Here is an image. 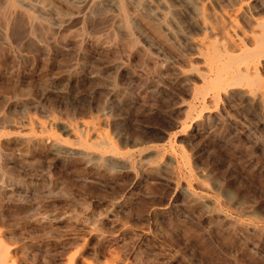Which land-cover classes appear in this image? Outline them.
Instances as JSON below:
<instances>
[{"label": "rangeland", "instance_id": "obj_1", "mask_svg": "<svg viewBox=\"0 0 264 264\" xmlns=\"http://www.w3.org/2000/svg\"><path fill=\"white\" fill-rule=\"evenodd\" d=\"M38 1L36 11L22 7L35 14L34 34L20 19L6 39L0 2V113L13 104L17 116L29 104L51 126L35 134L52 143L34 151L0 138L3 154H22L0 152L12 176L0 175L4 238L50 254L48 264H73V253L74 264H264V233L246 234L249 224L264 229V56L252 54L264 0L125 1L123 13L113 0ZM248 63L239 83L219 84L218 75ZM50 119L95 124L115 152L70 143ZM187 189L204 198L194 203Z\"/></svg>", "mask_w": 264, "mask_h": 264}, {"label": "bare ground", "instance_id": "obj_2", "mask_svg": "<svg viewBox=\"0 0 264 264\" xmlns=\"http://www.w3.org/2000/svg\"><path fill=\"white\" fill-rule=\"evenodd\" d=\"M3 2L2 4H3V7L5 6V9H4V11H2L3 12V29H2V34H3V38L4 39H6V37L8 36V33L10 34L12 31H13V33H14V29H15V26H17L18 25V23H17V21L18 20H20L21 19V21L19 22V24L20 23H22V25H21V28H22V31L24 32V33H26V34H28V35H30V34H34V27L36 26L35 25V22H34V24H32V19L34 18V15L30 12H27L24 8H22V7H27L28 9L29 8H31V11L32 10H35L36 11V9H32V7L34 6V3H32L31 2V0H0V2ZM35 1V0H34ZM38 1V0H37ZM41 1V0H40ZM40 1H38V2H40ZM63 1H65V2H68L69 3V1L70 0H63ZM103 1V0H102ZM114 2H115V4H116V6L119 8V10H120V12H122L123 13V10L125 9L124 8V3H126L125 1H127V3L128 2H130V4L131 3H133V4H135V5H138L139 3H140V1L139 0H113ZM160 1V0H159ZM162 1V0H161ZM48 2H49V0H48ZM76 2H78V1H76ZM99 1H97V2H95L96 3V7L98 8V3ZM108 3H109V1H107ZM163 2V1H162ZM46 3V2H45ZM50 3V2H49ZM52 3V2H51ZM105 3V2H104ZM157 3H159V2H157ZM5 4V5H4ZM101 4H102V2H101ZM133 4H131V6H134ZM161 4V3H160ZM15 5H17V7L15 6ZM46 5H48L47 3H46ZM45 5V6H46ZM79 5V4H78ZM128 5V4H127ZM142 5V4H141ZM145 5V4H144ZM29 6V7H28ZM44 6V5H43ZM95 6V5H94ZM94 6H92V7H94ZM101 6V5H100ZM99 6V7H100ZM103 6V5H102ZM102 6H101V8H102ZM110 6V5H109ZM113 5H111V7H112ZM129 6V5H128ZM3 7H2V10H3ZM145 7V6H144ZM149 7V6H148ZM1 8V7H0ZM26 8V9H27ZM36 8H38V7H36ZM39 8H41V6H39ZM50 8H51V6H50ZM52 8H53V5H52ZM96 8V10L95 9H93L94 11H100V9L101 8H98L97 9ZM133 8H135V7H133ZM42 10H43V8H41ZM40 9V10H41ZM47 9V8H46ZM54 9V8H53ZM52 9V10H53ZM79 9V10H78ZM77 10H78V12L79 11H81L80 10V8H78ZM92 9V8H91ZM113 9H115V7H113ZM140 9V8H139ZM147 9V8H146ZM166 9V8H165ZM47 10H50V9H47ZM92 10V11H93ZM105 10V9H104ZM103 10V11H104ZM116 10V9H115ZM135 10V9H134ZM30 11V10H29ZM37 11H38V9H37ZM54 11V10H53ZM93 11V12H94ZM141 11V10H140ZM34 12V11H33ZM39 12H41V11H39ZM138 12V11H137ZM0 13H1V11H0ZM36 13V12H35ZM41 14V13H40ZM44 14V13H43ZM61 14V13H60ZM92 14V13H91ZM121 14V13H120ZM152 15H153V13H151ZM2 15V14H1ZM55 15V14H54ZM93 15V14H92ZM108 15H110V14H108ZM40 16V15H39ZM43 16V15H42ZM41 16V17H42ZM107 16V15H106ZM113 16V15H112ZM121 16V15H120ZM43 18V17H42ZM60 18H61V16H60ZM105 18V17H104ZM110 19H111V17H109ZM121 19H120V24L122 23V21L123 22H126L125 20H122V17H120ZM45 19V18H44ZM89 19V18H88ZM114 19H117V18H114ZM124 19V18H123ZM2 20V19H1ZM62 20H64V19H62ZM75 20V19H74ZM34 21H35V19H34ZM39 21V20H38ZM60 22V21H59ZM95 22V21H94ZM97 22V21H96ZM103 22V21H102ZM117 22H119V20H117ZM40 23H42V22H40ZM50 23V22H49ZM100 23V22H99ZM36 24H37V22H36ZM94 24V23H93ZM20 25H19V27H20ZM38 25V24H37ZM263 25V24H262ZM34 26V27H33ZM42 26V25H41ZM124 26V25H123ZM207 26V25H206ZM205 26V27H206ZM264 26V25H263ZM203 27V26H202ZM50 28V27H49ZM85 28V27H84ZM115 28V27H114ZM117 28V27H116ZM120 30V29H119ZM162 30V29H161ZM262 31H261V34H259L258 36H259V38H258V40H257V45H256V43H255V46H257V47H255V46H253L254 48H253V51H252V54L253 55H255L254 57H256L257 58V60L259 59V57L261 58V57H263L264 56V27L261 29ZM17 31V30H16ZM121 31H122V29H121ZM17 34H18V32H17ZM16 34V35H17ZM13 37V36H12ZM255 37V36H254ZM214 40V39H213ZM130 41V40H129ZM243 45V44H242ZM244 45H245V43H244ZM223 46V45H222ZM224 47V46H223ZM247 47V46H246ZM121 48H122V46H121ZM216 48H218V47H216ZM241 49V48H240ZM251 49V48H250ZM6 50V49H5ZM216 51V50H215ZM242 51V50H241ZM247 51V50H246ZM4 52V51H3ZM217 52V51H216ZM215 52V53H216ZM1 54H2V52H0ZM222 53V52H221ZM115 54V53H114ZM248 54H251V53H248ZM3 55H5V53L3 54ZM204 55V54H203ZM222 55H225V54H222ZM245 55V54H244ZM243 55V56H244ZM215 56V55H214ZM7 57V56H6ZM24 57V56H23ZM148 57V56H147ZM146 57V58H147ZM241 57V56H240ZM245 57H247V56H245ZM244 57V58H245ZM250 57H252V55H250ZM25 59H27V57H24ZM153 58V57H152ZM214 59H215V57H213ZM218 58V57H217ZM221 58V57H220ZM234 58H235V56H234ZM256 58H255V60H256ZM1 59V58H0ZM31 59V58H30ZM33 59V58H32ZM211 60V59H210ZM239 60V59H238ZM256 60V61H257ZM21 61H23V60H21ZM25 61H28V60H25ZM32 61V60H31ZM220 61V60H219ZM219 61H218V63H219ZM223 61V60H222ZM228 61V60H227ZM226 61V62H227ZM1 62V61H0ZM221 62V61H220ZM28 63H31V62H28ZM28 63H26V65L28 64ZM35 63V62H34ZM208 63H209V61H208ZM214 63V62H213ZM251 63V62H250ZM253 63H255V65H256V62H252V64ZM1 64V63H0ZM155 64V63H154ZM25 65V66H26ZM191 65H194V64H191ZM216 65H217V63H216ZM220 65V64H219ZM242 65V64H241ZM255 65H252L253 66V70H254V67L256 68V66ZM22 66V65H21ZM31 66V65H30ZM29 66V67H30ZM232 66V65H231ZM23 67V66H22ZM34 67V66H33ZM192 67V66H191ZM223 67V66H222ZM228 67H229V65H228ZM249 63L248 64H246L245 65V67H243V69H241V68H239V66H238V68H231L230 67V69L228 68V70L229 71H224V73H222V74H220V75H218L217 77H216V79H218V82H219V84L220 83H222L223 85H225V88H227L226 87V85L228 86H234L233 84L235 83V85L237 84V83H239V82H237V80L239 79V77H241V75H243V74H247L248 72H249ZM8 68V67H7ZM26 69V68H25ZM31 69V68H30ZM192 69V68H191ZM211 69V68H210ZM222 69V68H221ZM12 70V69H11ZM32 70V69H31ZM35 70V69H34ZM219 70V69H218ZM217 70V71H218ZM223 70V69H222ZM216 71V72H217ZM16 72V71H15ZM8 73V72H7ZM12 73V72H11ZM31 73H34V72H31ZM91 73V72H90ZM177 73V72H176ZM199 73V72H198ZM255 73H257L256 72V69H255ZM207 74V73H206ZM215 74H217V73H215ZM249 74V73H248ZM4 75H6V74H4ZM89 75V74H88ZM204 75V74H203ZM203 75H202V77H203ZM244 75V76H245ZM215 76V75H214ZM249 76V75H248ZM259 76V75H258ZM6 77V76H5ZM201 77V78H202ZM205 77V76H204ZM203 77V78H204ZM203 78L201 79L202 81H203ZM208 78V77H207ZM207 78L205 79V80H207ZM253 78H255L254 76H253ZM23 79V78H22ZM178 79V78H177ZM185 79V78H184ZM187 79V78H186ZM241 79V78H240ZM251 79V78H250ZM258 79V78H257ZM14 80V79H13ZM242 80H244V79H241V81ZM248 80H249V78H248ZM247 80V81H248ZM19 81V80H18ZM42 81V80H41ZM184 81V80H183ZM215 81V80H214ZM250 81H252V79L250 80ZM254 81V80H253ZM14 82V81H13ZM16 82V81H15ZM185 82H186V80H185ZM217 82V81H216ZM29 83V82H28ZM233 83V84H232ZM241 83V82H240ZM257 83V82H256ZM255 83V84H256ZM20 84V83H19ZM215 84V83H214ZM221 84V85H222ZM231 84V85H230ZM45 85V84H44ZM186 85V84H185ZM216 85H218V84H216ZM220 85V86H221ZM189 86H190V84H189ZM18 87V86H17ZM214 87H216V86H214ZM224 86H222L221 88H223ZM224 88V89H225ZM203 89V88H202ZM213 89V88H212ZM213 93V92H212ZM130 97V96H129ZM205 97V96H204ZM5 98V97H4ZM3 98V99H4ZM121 99V98H120ZM18 100V99H17ZM50 101V100H49ZM54 101V100H53ZM202 102V101H201ZM0 103H2V102H0ZM20 103V102H19ZM54 103V102H53ZM46 104V103H45ZM1 105V104H0ZM29 104H25V103H20V104H18L17 105V107H19V109H20V114L19 115H14L15 114V111L14 110H17V109H15V105H11V104H6V108H7V110H6V113L5 112H1L0 113V138H2V142H3V144H4V141L5 140H8V138H10V137H12L13 138V140H19L20 142V144H22V146H23V149L24 148H32L34 151H35V149H39V150H46L47 149V145H48V142H50V139L49 138H47V137H45V135H42V134H35V131L34 130H36V129H38L40 132H44V131H46L45 130V128L47 129V127H49L48 125H49V123L47 124V126L45 127V126H43L44 125V122H40L39 121V119L38 118H36V117H34L33 116V114H29V113H27V111H28V108H27V106H28ZM44 105V104H43ZM51 104L50 103H48L46 106L47 107H51L50 106ZM54 105V104H53ZM56 105V104H55ZM56 106H58V104L56 105ZM61 106V105H60ZM189 106V105H188ZM201 106H202V104H201ZM206 106V105H205ZM79 107V106H78ZM190 107V106H189ZM207 107V106H206ZM85 108V107H84ZM84 108H82V109H84ZM192 108V107H191ZM201 109V108H200ZM55 110H56V108H55ZM71 110V113L72 112H74V111H76L77 109H75L74 108V106H73V108H71L70 109ZM79 110H81V108H79ZM48 111V110H47ZM84 111V110H83ZM89 111V110H88ZM13 112H14V114H13ZM18 112V111H17ZM77 112V111H76ZM189 112V111H188ZM187 112V113H188ZM11 113L13 114V115H11ZM192 113V112H191ZM191 113H189V114H191ZM199 113L201 114V112L199 111ZM42 114V113H41ZM73 114V113H72ZM212 115V114H211ZM210 115V116H211ZM100 116H101V114H100ZM198 116V115H197ZM213 116V115H212ZM48 118V117H47ZM5 120H7V127L8 128H6V130H4L3 128L5 127V125L6 124H3V121L4 122H6ZM51 121L50 122H52V123H50V124H53V125H56L55 127L57 128V129H59V130H62V131H64L63 133H65V132H70L71 134H72V136L73 137H75L76 139V141H71L70 143H72V144H80V145H86V146H90V148L92 149V148H97V149H102V150H113L114 151V149H113V147H112V149H111V143H109L110 141H108V139H106L104 136L102 137V136H100V134H99V128H98V126H96L95 124H87V123H85V122H81V121H79V124H76V123H72V122H69V121H66V120H63V119H50ZM210 120V119H209ZM204 122H206V121H204ZM209 122V121H208ZM103 124V123H102ZM206 124V123H205ZM45 127V128H44ZM51 127V126H50ZM49 127V128H50ZM10 129H12V130H10ZM51 129V128H50ZM26 131H30V133H27ZM193 132V131H192ZM49 133H51V134H49L50 135V137H51V135L53 134L54 135V137L56 138V139H59L60 138V136L58 137L56 134H54V132L52 133L51 131H49ZM195 134V133H194ZM52 135V136H53ZM64 135V134H63ZM191 136V135H190ZM73 140V139H72ZM1 141V140H0ZM61 142V141H60ZM6 143V142H5ZM19 143H17V144H15V145H19ZM67 143V142H66ZM9 144V143H8ZM7 144V145H8ZM50 144H52L51 142H50ZM103 144H106V145H103ZM6 145V144H5ZM6 145V146H7ZM13 145V143L11 144V142H10V145H8V146H12ZM47 146V147H46ZM114 146V145H113ZM1 147V146H0ZM13 147V146H12ZM6 148V147H5ZM4 148V149H5ZM7 149V148H6ZM10 149V148H9ZM8 149V150H9ZM14 149V148H13ZM16 149V148H15ZM86 149H87V147H86ZM25 150V149H24ZM23 150V151H24ZM10 151V150H9ZM18 151V150H17ZM22 151V152H23ZM33 151V152H34ZM99 151V150H98ZM97 151V152H98ZM1 152V154H3V152L2 151H0ZM39 152V151H38ZM64 153H67V151H63ZM63 152H61V153H63ZM115 152V151H114ZM41 152H39V154H40ZM77 156H84V155H87L88 154V152L87 151H83V150H80V151H77V152H74ZM73 153V154H74ZM111 153V152H110ZM160 152L158 151V153H156V154H158V155H160L159 154ZM6 154V153H5ZM5 154H3L5 157H8V158H10V157H13V156H16L17 157V159L18 158H20V157H22L21 155V152H19V153H17V155H15V153H12V154H10V155H5ZM8 154V153H7ZM25 154V153H24ZM35 155V153H32V155ZM39 154L37 155L38 156V159L40 158L39 157ZM44 154V153H43ZM53 154H55V153H53ZM52 154V155H53ZM68 154H69V152H68ZM71 154H72V152H71ZM114 155V154H113ZM154 155H155V152H154ZM36 156V155H35ZM42 156V155H41ZM48 156V155H47ZM50 156V155H49ZM5 157H3V158H5ZM51 157V156H50ZM50 157H47V159L49 158L50 159ZM94 156H92V158H93ZM122 157V156H121ZM127 157V156H126ZM0 158H2V157H0ZM25 158V157H24ZM43 158V157H42ZM91 158V159H92ZM108 158V157H107ZM120 158V157H119ZM129 158V157H128ZM128 158H127V161H129L128 160ZM156 158V157H155ZM168 157H166V160H168V159H170V161H172V159L171 158H168ZM43 159H45V158H43ZM42 159V160H43ZM51 159H52V157H51ZM124 159H126V158H124ZM130 159V158H129ZM36 160V159H35ZM58 160H59V158H58ZM108 160V159H107ZM11 161V160H10ZM9 161V162H10ZM45 161V160H44ZM109 161V160H108ZM142 161V160H141ZM143 161H144V159H143ZM142 161V162H143ZM156 161V160H155ZM169 161V160H168ZM16 162V161H15ZM55 162V161H54ZM69 162V161H68ZM120 162V161H119ZM149 162V161H148ZM18 163H19V161H18ZM60 163H61V161H60ZM72 163V162H71ZM138 163V162H137ZM156 163V162H155ZM9 164H13V163H9ZM15 164H17V163H15ZM42 164L44 165V167L46 168V166H45V163H43L42 162ZM56 164V163H55ZM83 164V163H82ZM81 164V165H82ZM150 164V163H149ZM182 164V163H181ZM20 166H21V164H19ZM47 165V164H46ZM62 165V164H61ZM76 165V164H75ZM15 167L17 166V165H14ZM68 166V165H67ZM115 166V165H114ZM125 165H123V166H120L119 165V167H124ZM182 166V165H181ZM17 167H19V166H17ZM22 167V166H21ZM24 167V166H23ZM23 167H22V170H23ZM44 167L42 168V169H44ZM48 167V166H47ZM54 167V166H53ZM62 167V166H61ZM70 167H72L71 166V164H70ZM77 167H80V164H79V166H77ZM20 168V167H19ZM87 168V167H86ZM153 168V167H152ZM26 169V168H25ZM55 169V168H54ZM62 169V168H61ZM80 169V168H79ZM87 169H90V168H87ZM183 169V168H182ZM51 170H53V169H51ZM64 170H65V168H64ZM68 170V169H67ZM71 170V169H70ZM69 170V171H70ZM155 170H157V169H155ZM24 171V170H23ZM36 171V170H35ZM56 171L58 172V170H55V172H52V173H56ZM60 171V170H59ZM183 171V170H182ZM37 172V171H36ZM61 172H63V171H60L59 173H61ZM66 172V171H65ZM75 172V171H74ZM48 173V172H47ZM67 173V172H66ZM66 173H65V175H66ZM68 173H70V172H68ZM73 173V172H72ZM63 174V173H62ZM62 174H60V175H62ZM75 174V173H74ZM73 174V175H74ZM92 174V173H91ZM0 175H4V176H6V177H8V178H11L12 176L9 174V173H7V172H5L3 169H1L0 168ZM48 174H46V176H47ZM54 175H56V174H54ZM53 175V176H54ZM64 175V176H65ZM67 175H70V174H67ZM76 175V174H75ZM44 176H45V174H44ZM77 176V175H76ZM79 176H80V174L77 176V178H79ZM89 176H90V174H89ZM88 176V177H89ZM94 176V175H93ZM92 176V177H93ZM61 177H63V175L61 176ZM66 177V176H65ZM88 177H86V178H88ZM95 177V176H94ZM169 177H170V175H169ZM172 177H174V176H172ZM60 178V177H59ZM81 178H83V177H81ZM81 178H79V179H81ZM97 177H95V179H96ZM98 178H99V176H98ZM194 178V177H193ZM61 179V178H60ZM59 179V180H60ZM91 179V178H90ZM93 179V178H92ZM191 179V178H190ZM195 179H196V177H195ZM16 180V179H15ZM48 180V179H47ZM66 180V179H65ZM199 179L197 178V181H198ZM30 181V180H29ZM57 181V180H56ZM55 181V182H56ZM62 181V180H61ZM60 181V182H61ZM196 181V182H197ZM2 182V181H1ZM32 182V181H31ZM182 182V181H181ZM22 183H25V182H23L22 181ZM173 183V182H172ZM10 184V183H9ZM182 184V183H181ZM30 185V184H29ZM173 185V184H172ZM184 185V184H183ZM197 185H200V181H198V184ZM7 186H10V185H7ZM24 186V185H23ZM188 186V185H187ZM3 187H6V186H3ZM32 187V186H31ZM66 187V186H65ZM183 187V186H182ZM189 187V186H188ZM14 188V187H13ZM22 189V188H21ZM27 189V188H26ZM31 189V188H30ZM66 189V188H65ZM32 190V189H31ZM34 190H36V189H34ZM15 191V190H14ZM60 191V190H59ZM186 190H184V192H185ZM12 192V191H11ZM10 192V193H11ZM64 192V190L62 191V193ZM69 192V191H68ZM68 192H66L65 191V193L67 194ZM187 192H188V195L190 196V198L192 199V201L194 202V203H200L201 202V200L204 198V194H198L197 193V195L196 194H193V192L191 191V190H189V189H187ZM5 193H7V191L5 192ZM4 193V195H6V197L5 198H7V194H5ZM8 193H9V191H8ZM13 193V192H12ZM12 193L10 194V195H12ZM72 193V192H71ZM196 193V192H195ZM70 194V193H69ZM16 196H17V193L15 194ZM15 195L13 196V197H15ZM186 196V195H185ZM184 196V197H185ZM20 197H21V195L19 196V200H20ZM203 197V198H202ZM16 198V197H15ZM14 198V199H15ZM24 198V197H23ZM22 199V198H21ZM16 200V199H15ZM77 201H78V199H77ZM208 201V200H207ZM206 202V201H205ZM207 203V202H206ZM82 204V203H81ZM187 205V204H186ZM30 209H31V207H30ZM174 209H175V207H174ZM198 209V208H197ZM26 210H27V208H26ZM3 211V210H2ZM171 211H172V209H171ZM174 211V210H173ZM24 212V211H23ZM26 212V211H25ZM161 212V211H160ZM5 213V212H4ZM26 213H28V212H26ZM171 213V212H170ZM175 213V212H174ZM8 215H9V213H7ZM161 214V213H160ZM168 214V213H167ZM176 214V213H175ZM5 215V214H4ZM7 215V216H8ZM10 215H12V214H10ZM9 215V216H10ZM16 216H18L17 214H15ZM179 215V214H178ZM16 216H14V217H16ZM0 217L2 218V217H4V216H2L1 214H0ZM6 218V217H5ZM7 218H9V220H10V217H7ZM11 218H13V216L11 217ZM178 218V217H177ZM180 219V218H179ZM210 223V222H209ZM14 224V223H13ZM242 224V223H241ZM214 225V224H213ZM246 225V224H245ZM247 226V225H246ZM246 226H243V225H239V226H236L237 228H246ZM248 228H250V232H246V234H250L251 236H253V235H255L257 232H262V233H264L263 231H264V229L262 230L258 225H255V224H252V225H250L249 224V227ZM247 229V228H246ZM238 230V229H237ZM130 232V231H129ZM240 232V231H239ZM7 234V233H6ZM10 234V233H9ZM8 234V235H9ZM16 234V233H15ZM15 234H11V235H6V236H8V237H12V238H15L16 237V235ZM47 234V233H46ZM244 234H245V231H244ZM248 234V235H249ZM13 235H15V237H13ZM248 235H246V237H248ZM258 235V234H257ZM264 235V234H263ZM18 236V235H17ZM20 236V235H19ZM243 238V239H247V238ZM252 238V237H251ZM255 238V237H254ZM256 239H258V238H256ZM14 240V239H13ZM145 240V239H144ZM255 240V239H254ZM68 241H72V240H68ZM74 242H76L75 240H73ZM140 241V240H139ZM249 241H250V238H249ZM28 242V241H27ZM254 242V241H253ZM258 242V241H257ZM35 243V242H34ZM44 243V242H43ZM52 243V242H51ZM68 243H70V242H68ZM68 243H66V244H68ZM103 243V242H102ZM139 243V242H138ZM141 243V242H140ZM255 243V242H254ZM259 243H261V242H259ZM28 244H30V243H28ZM65 244V242L62 244V245H64ZM145 244V243H144ZM248 244V243H247ZM46 245V244H45ZM45 245H42V246H45ZM61 245V246H62ZM251 245H253V244H251ZM36 246V245H35ZM35 246H33L34 248H36ZM37 246H38V244H37ZM46 246H48V245H46ZM59 247V248H62V247ZM65 246V245H64ZM64 246H63V248H64ZM124 246V245H123ZM26 248H27V246H25ZM25 247H23V246H21L20 244H15V243H12V242H8L5 238H4V236H3V233H1L0 232V264H48V263H46L45 262V258L47 257H49L50 256V254L49 255H47L46 253H43V252H40V251H37V249H35L36 251L35 252H38V253H34L32 250H31V248H30V251H32L31 253L29 252V251H27V250H24L23 248H25ZM52 247V246H51ZM66 247V246H65ZM141 247V246H140ZM29 248V247H28ZM33 248V249H34ZM44 249H46L45 247H43ZM58 248V249H59ZM101 248V247H100ZM55 249H57V248H55ZM140 249V248H139ZM138 250V249H137ZM43 251V250H42ZM58 251V250H57ZM245 251H247V250H245ZM45 252H46V250H45ZM60 252V251H59ZM241 253V252H240ZM250 253V252H249ZM53 257H55V256H53ZM69 257H71V261H72V263L74 264V260H75V254L73 253L72 255H70V256H68V258ZM99 257V256H98ZM57 259V258H56ZM70 259V258H69ZM49 260V259H48ZM55 260V259H54ZM52 262H54V261H52ZM56 262V261H55ZM50 264V263H49ZM53 264V263H52Z\"/></svg>", "mask_w": 264, "mask_h": 264}]
</instances>
